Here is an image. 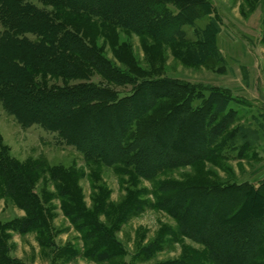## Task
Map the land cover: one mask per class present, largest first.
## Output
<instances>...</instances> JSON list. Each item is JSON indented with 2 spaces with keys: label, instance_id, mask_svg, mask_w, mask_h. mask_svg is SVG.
<instances>
[{
  "label": "trees",
  "instance_id": "16d2710c",
  "mask_svg": "<svg viewBox=\"0 0 264 264\" xmlns=\"http://www.w3.org/2000/svg\"><path fill=\"white\" fill-rule=\"evenodd\" d=\"M164 3L176 6L177 13L160 11ZM103 6L106 11L102 18L108 23L105 29L110 32V40H114L110 34L115 35L114 26L118 24L141 35L145 53L152 44H166L173 56L186 65L217 67L221 63L217 47L220 26L215 19L210 18L202 30L194 29L197 40L193 44L167 34L170 20L193 27L202 17L212 16L210 2L111 0ZM65 15L58 10L40 9L25 0H0V104L18 124L52 128L68 142L83 148L88 146L84 135L94 134L100 138V141L91 139L95 145L88 143L90 149L98 147L102 141L117 142L116 148H119L122 139L120 160L131 166L125 173L131 172L134 178L151 179L162 171L185 165L215 164L221 159L227 142H236L240 154L252 148L257 132L234 124L237 111L229 107L234 99L227 91L155 77L154 69L145 71L134 64L127 44L113 46L115 58L125 67L120 69L103 56V47L95 44V33L90 35L93 27L90 19L85 17L86 21L81 23L67 20L70 25L61 19ZM82 23L90 25L86 27ZM261 43L264 45V35ZM92 75L100 80L90 81ZM46 76L69 84L49 86ZM71 81L74 84H70ZM121 86L130 87L128 95L119 97L114 87ZM107 122L113 123V130L104 126ZM48 172L53 180H60L70 171L56 167ZM0 174L3 178L0 197L7 193L27 214L25 219L5 226L0 224V264H23L8 257L3 243L4 229L23 232L42 229V205L32 193L36 166L12 158L0 138ZM158 185L159 207L177 222L182 236L205 247L206 261L251 264L264 237L263 186L221 185L202 177L191 181H161ZM232 194L237 195V201L226 210V200ZM142 195L143 189L127 193L125 213L121 214L124 219L121 216L123 220L119 222L118 218L116 224L143 209ZM72 207L64 209L69 218L78 222L84 234L85 257L114 259L123 254L107 230L76 205ZM219 239L235 246L231 253L216 246ZM161 243L155 241V245L144 248V257L160 249ZM186 260L165 264H189Z\"/></svg>",
  "mask_w": 264,
  "mask_h": 264
},
{
  "label": "rangeland",
  "instance_id": "374dc122",
  "mask_svg": "<svg viewBox=\"0 0 264 264\" xmlns=\"http://www.w3.org/2000/svg\"><path fill=\"white\" fill-rule=\"evenodd\" d=\"M25 1L47 11L64 12L66 15L61 18L64 22L73 20L74 23H81L86 21L83 19L85 17L90 19L93 27L92 30L89 29L92 33L85 31L90 35L95 33V44L103 47V56L116 67L125 68L115 58L113 46L116 48L121 44H127L130 46L129 55L134 64L145 71L154 69L155 77L217 87L227 91L235 101L229 104L230 108L237 111L235 125L248 127L253 132L255 119L257 123L261 121L263 123L264 114L261 112L264 111V45L261 38L264 35V0H203L213 6L212 16L202 17L193 27L170 20L167 27L169 37L189 41L191 44L197 40L194 29L202 30L210 18L218 21L220 32L217 36V47L222 60L217 67L186 65L178 57L173 56L170 46L166 44H152L145 53L141 35L118 24L114 26L115 35L114 32L110 34L114 40H110V32L105 29L108 23L104 22L102 15L103 11H106L103 4L111 0ZM68 2L71 3L70 6L67 5ZM162 6L160 11L172 15L177 13V7L172 3H164ZM84 25L89 27L90 24L82 23V26ZM104 31L108 34H104ZM27 36L33 38L31 35ZM148 43L151 44V41ZM176 47L184 49L182 46ZM46 77L49 86L61 87L69 84L55 77ZM99 80L95 75L90 78V81L94 82ZM70 84H74V81ZM114 89L118 91L119 97L128 95L130 91L128 86ZM60 108L63 110L65 106L62 105ZM104 126L113 130L114 125L107 122ZM258 135L259 133L258 141H253L252 148L242 154L236 142L233 144L227 142L219 157L221 159L215 164L208 162L200 167L185 165L162 171L151 179L134 178L131 172L125 173L131 166L120 160L119 153L124 147L122 139L119 141L121 150L116 148L117 142L109 144L106 141L90 149L89 144L95 145L91 139L96 138L100 141V138L94 134L84 135L88 146L83 148L68 142L52 128H43L39 125L21 126L0 104L1 143L15 160L36 166L37 175L32 193L38 196L43 212L41 213L43 225L39 232H23L9 227L4 229L6 239L3 243L7 255L23 264H165L185 259H188L186 261L189 264H213L204 259L205 247L182 236L177 222L159 207L158 184L161 181H191L202 177L205 181H215L228 186L241 183H248L254 187L261 185L264 192V137L259 141ZM240 142L241 139L237 143ZM229 145L236 147L232 149ZM56 167L70 172L64 179L53 180L48 169ZM2 180L0 174L1 184ZM58 188L64 189L63 192ZM135 189H143L141 199L145 201V206L140 212L130 215L125 222L116 224L118 218L119 222L124 219L121 214L125 213L127 193ZM236 201L237 195H230L226 200L225 209ZM71 203L85 211L109 232L123 250L121 256L114 259L107 256L89 259L84 256L87 246L84 234L78 222L69 218L64 209L73 208ZM26 217V212L19 208L7 193L0 197L1 225L5 226ZM252 229L255 230L256 227ZM155 241L159 244L162 242L160 249L150 257H144V248L152 246ZM258 242L260 243V240ZM216 243L215 245L224 252L235 248L220 239ZM259 249L251 264H264V237L261 239Z\"/></svg>",
  "mask_w": 264,
  "mask_h": 264
},
{
  "label": "crops",
  "instance_id": "0c3cea01",
  "mask_svg": "<svg viewBox=\"0 0 264 264\" xmlns=\"http://www.w3.org/2000/svg\"><path fill=\"white\" fill-rule=\"evenodd\" d=\"M263 110V109H262ZM261 110V111H262ZM263 112V111H262ZM262 119V118H261ZM262 120H264V119H262ZM256 124L254 125V129H255V131H253V132H257V134L259 133V141L262 139V137H264V136H262V135H264V121H263V123H262V121L260 122V123H257L256 122V120L254 121ZM256 126V127H255ZM255 141H258V138L255 140ZM264 149V148H263Z\"/></svg>",
  "mask_w": 264,
  "mask_h": 264
}]
</instances>
